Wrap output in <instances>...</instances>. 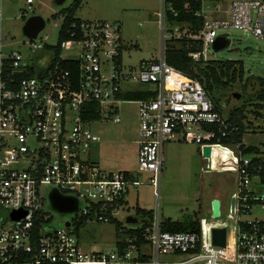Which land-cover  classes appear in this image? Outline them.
Here are the masks:
<instances>
[{"label": "built area", "instance_id": "1", "mask_svg": "<svg viewBox=\"0 0 264 264\" xmlns=\"http://www.w3.org/2000/svg\"><path fill=\"white\" fill-rule=\"evenodd\" d=\"M181 14L189 18L179 20ZM156 15L162 54L136 67L124 66L121 26L107 21L73 23L70 38L54 46L36 44L39 34L26 38L27 54L14 50L0 59V264H264V219H240L255 206L264 211V148L244 154L243 140L222 144L238 128L227 123L199 81L169 65L164 55L172 42L186 41L198 46L188 57L207 60L215 40L224 37L228 46L234 30L264 44V0H161ZM2 21L0 8V30ZM68 49L71 56L63 57ZM124 103L137 108L138 172L151 174L148 184L154 188L164 146L172 141L198 145L203 172L233 174L230 233L202 219L198 232H164L153 217L143 229L142 221L129 227L142 229L140 235L102 254L82 250L76 217L61 229L52 226L41 186L78 200L83 219L111 222L130 189L143 184L135 173L107 171L91 161V146L99 141L92 126L119 123ZM209 126L218 128V136ZM246 131L254 133L250 126ZM205 147L226 149L228 160L214 170L211 158L203 157ZM13 213L20 217L13 220ZM221 218V211L211 217ZM215 229L225 230L223 246L213 241Z\"/></svg>", "mask_w": 264, "mask_h": 264}, {"label": "rangeland", "instance_id": "2", "mask_svg": "<svg viewBox=\"0 0 264 264\" xmlns=\"http://www.w3.org/2000/svg\"><path fill=\"white\" fill-rule=\"evenodd\" d=\"M32 1V4H27V0H0L3 14L0 32L4 45L0 49V59L14 50H20L22 54L28 53V40L23 35L22 28L27 19L33 16H40L45 20V28L39 33L35 43L56 45L62 24L59 13L71 7L75 0H65L62 5H57L56 0ZM160 9L161 0H83L74 17L82 21L119 23L123 44L122 62L126 67H136L141 60H155L162 54V31L156 15ZM229 37L230 44L225 49L215 51L211 47L207 50V60L202 59L200 67L204 69L206 65H210L211 60L240 61L243 64V77L229 86V95L222 102H225L223 106H226L227 111L229 108L245 105V122H251L254 133L245 134L243 143L254 146L264 138V110L258 111L255 108L258 104H254L255 100L245 102L244 99L247 100V96L253 93L252 84L255 89L258 88L255 77L264 79V44L236 30L231 31ZM174 47L180 46L176 44ZM71 54L70 49L62 52L63 57H70ZM249 78L252 79L244 91L242 86ZM234 93L239 94L240 98L236 99ZM120 119L119 123L100 122L92 126L99 141L91 146V161L107 171L135 173L143 184L130 189L126 206L114 216L112 222L83 219L79 212L80 202L76 199L74 211L61 213L51 197L54 193L59 196L62 194L51 186H41L40 195L44 200V209L52 217V226L61 229L76 217L82 223L78 234L82 250L85 253L102 254L110 252L118 242L129 237L126 231L134 224L126 223L128 217H136L135 225L141 224L136 208L151 211L161 222H184L192 217L194 222L201 219L207 223L212 222L226 228L227 233H230L235 225L227 210L232 194L236 193L233 174L220 171L203 172L205 161L199 152V146L172 141L164 146L163 172L158 189L154 188L148 184L152 179L151 174L138 172V119L135 104H122ZM229 155L227 150H212V168L216 170L218 166H223ZM215 197L220 200L222 218L212 221L209 202ZM2 214L7 215L8 212ZM253 217L264 219V211L255 206L251 215H241L240 219L249 220Z\"/></svg>", "mask_w": 264, "mask_h": 264}, {"label": "trees", "instance_id": "3", "mask_svg": "<svg viewBox=\"0 0 264 264\" xmlns=\"http://www.w3.org/2000/svg\"><path fill=\"white\" fill-rule=\"evenodd\" d=\"M83 0H75L71 7L63 9L60 11V16L62 17V26L60 28L58 42L68 40L72 33V24L79 23L81 20L74 17L75 12L79 9ZM177 9H183L185 6L176 5ZM189 16L181 14L179 20L188 19ZM179 44V48H175L174 45ZM198 50L196 44H191L186 41H176L172 42L171 46H168L165 51V61L176 68L177 70L187 74L191 79L199 81L205 91L210 96L213 101L215 108L220 112L224 110L222 102L226 96L229 95V86L234 83L238 78L241 79L244 74L243 64L240 61H210V65H206L204 69L200 67V64L203 62L202 59L199 62H193L191 58L188 57L190 51ZM60 50H58L59 52ZM8 64V62H6ZM196 69V70H195ZM252 78L247 79L246 84L242 86L243 90H246L247 84L251 81ZM255 80L258 84V88L255 89L253 86V93L248 95V99L244 101L255 100V108L259 110H264V79L255 77ZM231 95V93H230ZM129 98H138L142 97L140 95H131ZM244 98V97H243ZM222 103V104H221ZM220 112V113H221ZM227 123L233 127H237L238 131L232 132L228 138L221 139V143L224 145L227 144H236L242 143L243 137L246 134L247 126L251 125V122H245V105L240 108L234 107L227 111ZM257 112V111H256ZM257 114V113H256ZM251 127V126H250ZM207 130H214L218 136V128L216 126H209ZM215 142V141H214ZM264 148V138L258 145H249L243 147L244 154H255L261 151V148ZM136 214L141 218L142 229L146 227L152 220L153 214L151 211H146L140 208H136ZM113 221V220H112ZM111 221V222H112ZM118 226L121 225L117 224ZM79 228L82 226L81 221L78 223ZM142 229H127L126 233L128 236L131 235H140ZM161 229L164 232H188V231H199V226L196 222L192 221L191 217H188L184 222H173L171 220H164L161 224Z\"/></svg>", "mask_w": 264, "mask_h": 264}, {"label": "water", "instance_id": "4", "mask_svg": "<svg viewBox=\"0 0 264 264\" xmlns=\"http://www.w3.org/2000/svg\"><path fill=\"white\" fill-rule=\"evenodd\" d=\"M65 2V0H56L57 5H62ZM45 28V20L40 17V16H33L27 19L25 22L22 31L23 35L27 39H35L37 35L43 31ZM227 47V40L224 37H218L215 42L213 43V49L215 51H221ZM233 96L236 99L240 98V95L237 93H234ZM203 157L211 158V148L210 147H205L203 148ZM52 200L57 207V209L61 213L65 212H70L74 211L76 206H75V201L70 200V199H65L58 194L54 193L52 194ZM211 208H212V216L214 218H219L220 216V202L219 200L215 199L211 203ZM231 209H234V199H231ZM20 217L19 213H13L11 214V218L13 220L17 219ZM127 224H136L137 220L133 217H128L126 220ZM213 241L216 245L223 246L225 243V230L223 229H215L213 231Z\"/></svg>", "mask_w": 264, "mask_h": 264}, {"label": "crops", "instance_id": "5", "mask_svg": "<svg viewBox=\"0 0 264 264\" xmlns=\"http://www.w3.org/2000/svg\"><path fill=\"white\" fill-rule=\"evenodd\" d=\"M163 43V42H162ZM164 55H165V53H164ZM190 58V57H189ZM193 61V60H192ZM194 62V61H193ZM199 62V61H198ZM128 96H131V95H127L126 97L127 98H129ZM226 105V104H225ZM231 108H229V110H230ZM221 112V111H220ZM227 110H226V106H224V110L221 112V114L224 116V117H227ZM199 148V147H198ZM164 152V151H163ZM199 152H200V149H199ZM162 172H163V170H162ZM162 176V175H161ZM215 199H217V200H219V198L217 197H215V198H212L211 200H210V202L209 203H212V201L213 200H215ZM219 202H220V200H219ZM229 203H230V200H229ZM228 207H229V205H228ZM227 210H228V208H227ZM220 211H221V209H220ZM210 217H212V208H211V206H210ZM132 217V216H131ZM154 217V216H153ZM133 218H135L136 220H137V218L136 217H133ZM192 218V217H191ZM153 219V218H152ZM127 220V219H126ZM193 221V220H192ZM194 222V221H193ZM197 224H198V222H196ZM135 225V224H134ZM198 226H199V224H198Z\"/></svg>", "mask_w": 264, "mask_h": 264}, {"label": "bare ground", "instance_id": "6", "mask_svg": "<svg viewBox=\"0 0 264 264\" xmlns=\"http://www.w3.org/2000/svg\"><path fill=\"white\" fill-rule=\"evenodd\" d=\"M215 149L226 150V149H224V148H222V147H212V148H211V150H215Z\"/></svg>", "mask_w": 264, "mask_h": 264}]
</instances>
